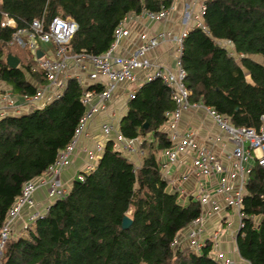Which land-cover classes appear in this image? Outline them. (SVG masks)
I'll return each mask as SVG.
<instances>
[{
  "label": "trees",
  "instance_id": "1",
  "mask_svg": "<svg viewBox=\"0 0 264 264\" xmlns=\"http://www.w3.org/2000/svg\"><path fill=\"white\" fill-rule=\"evenodd\" d=\"M173 0H0V84L19 100L34 97L46 86L34 61H22L8 46L13 30L2 28V15L20 28L33 20L53 17L73 20L77 31L70 54L102 55L126 17L169 9ZM202 26L191 28L180 57L190 102L207 107L234 127L258 129L264 116V0H206ZM230 42L237 63L219 42ZM17 50V49H16ZM18 51V50H17ZM19 60L10 69L5 59ZM247 72L250 83L247 82ZM68 79L61 95L39 108L0 117V228L23 185L44 173L73 141L86 107V90ZM21 102V101H20ZM168 89L159 81L142 85L127 103L119 132L127 140L140 139L144 151L139 168L108 140L97 165L74 180L67 195L49 204L30 223L27 237L5 242L0 264H222L211 258L212 247L198 251L175 246L178 234L201 212L198 202L183 205L169 192L156 159L171 147L164 132L166 113L174 110ZM144 124L147 127H144ZM149 137V138H148ZM244 227L236 238L239 256L248 264H264V172L256 164L242 201ZM262 216L258 225L253 218ZM132 223L122 230V219ZM32 227V229H31Z\"/></svg>",
  "mask_w": 264,
  "mask_h": 264
},
{
  "label": "built area",
  "instance_id": "2",
  "mask_svg": "<svg viewBox=\"0 0 264 264\" xmlns=\"http://www.w3.org/2000/svg\"><path fill=\"white\" fill-rule=\"evenodd\" d=\"M205 1L201 0L200 13L197 16H193V11L189 6L184 10L182 21L186 28L178 35H171L167 32L157 33L126 56L114 54L120 41L128 35L124 21L115 29L114 40L109 50L102 55L91 56L86 54L72 55L69 53V42L77 31V25L71 19L57 15L48 23L43 19H36L27 27L20 28L13 18L8 17L6 14L2 15L1 27L14 31L8 46L29 52L37 63V70L42 73L47 84L42 88H38L34 97H24L22 100L15 97L8 87L5 89L0 87V117L8 114H20L24 105H30L35 102L45 104L59 97L68 79H75L84 89L91 86H100L102 91L98 92L96 89H91L84 92L82 103L86 107V111L79 123L72 143L59 153L56 161L47 169L46 173L23 185L20 196L11 205L0 228V257L5 242L12 236L13 226L25 211L28 212L29 222L32 223L47 210L49 204L63 199L67 195L68 188L61 182L60 174L63 169L70 165L71 153L79 136L83 133L86 123L105 108L119 85L136 83L137 74L140 72L144 74V84L156 80L161 81L168 89L175 106L174 110L165 114V129L162 131L171 145L169 149L165 150L168 162L171 164L177 162L180 155L193 149V163L197 173L205 177L221 176L214 192L223 197L226 207L236 211L238 217L237 231L238 233L240 232L244 227L245 220V215L242 212V201L246 194V186L251 172L249 168H246V162L254 158L256 164L264 172V116L260 118L258 129L234 127L228 119L213 110L190 102L191 92L185 85L186 74L181 67L180 57L184 39L190 30L188 28L190 20L194 22V27L201 28L206 32L201 23V16L205 10ZM169 10L170 8H161L158 13L145 12L143 16L153 21L165 20ZM166 42H171L174 45L175 69L173 70L164 68L147 58L149 52ZM43 45L52 47V56L42 50L41 46ZM38 49L42 52L40 58H37L35 54ZM82 75L91 82L90 86L84 84ZM101 78L104 80H100ZM133 96L134 94L130 95V99ZM193 108L203 109L232 145L231 158L233 159V169L235 171V183L227 180L224 166L211 150L195 148V135L192 131L180 132L179 123L182 114ZM102 133L108 140L113 142L114 147L117 146L120 150L126 152L128 158L130 156L132 158H142L144 156V151L141 149V140L123 138L119 128L115 125L111 123L104 124ZM97 151L101 153L103 147L99 145ZM94 168V166L88 167L87 173L93 171ZM78 180L82 181V176H79ZM41 188H46L49 200V204L42 212L38 210L34 199L36 191ZM196 199L201 205L207 204L209 195L205 193L203 188H199ZM216 210L215 208L214 211ZM204 220V215L200 213L198 218L189 225L187 236L189 248L196 252L204 245L199 240L203 232ZM24 230H28V225L24 227ZM215 260L220 261L222 264H233L230 261H224L222 255H218Z\"/></svg>",
  "mask_w": 264,
  "mask_h": 264
},
{
  "label": "crops",
  "instance_id": "3",
  "mask_svg": "<svg viewBox=\"0 0 264 264\" xmlns=\"http://www.w3.org/2000/svg\"><path fill=\"white\" fill-rule=\"evenodd\" d=\"M201 0H173L168 16L165 20H149L142 15H130L124 20V26L128 31V35L124 37L114 54L117 56L129 55L133 50L143 45L148 39L160 32H167L171 35H178L186 26L183 24L184 10L189 6L193 11V16L199 15V7ZM194 27V22H188V28ZM229 43V44H228ZM220 46L227 49L229 55L238 63L242 55L235 53L230 42L221 41ZM52 47L44 50L52 56ZM147 58L151 62L173 70L175 69V51L174 45L171 42H166L158 45L154 50L148 53ZM250 59L264 66V59L258 56H250ZM247 82L250 83L249 76L244 71ZM83 81L86 86H90L85 76ZM137 81L134 84H121L113 93L111 100L107 103L104 109L100 110L90 121L85 125L83 133L79 136L75 148L70 157V165L62 170L60 180L63 185L69 188L74 180L79 176L87 173L88 167L96 166L101 155L97 151V147L101 145L103 148L108 141L102 133V126L106 123H111L119 128L121 118L126 114L127 103L130 100V95L144 85L142 72L137 74ZM100 80H104L101 78ZM4 86V87H2ZM0 87L5 89V85L0 84ZM44 104L32 103L23 106V112H28L34 108H39ZM165 129V124L160 131ZM179 130L181 133L192 131L195 135V148H207L220 160L226 170V178L229 182L235 183V171L233 169V159L231 158L232 145L226 140L225 136L220 132L212 119L201 108H193L182 114ZM149 138V137H148ZM140 140V139H139ZM114 149L120 151L128 158L126 152L115 146ZM194 151L188 150L175 163H169L164 151H159L156 154V159L160 164V173L167 183L169 192L177 193L183 205H187L189 201L198 202L196 194L199 188H203L205 193L209 195L207 204H200L201 214L204 215L203 232L199 240L203 243H209L212 247L210 253L214 260L218 255H222L224 261H230L233 264H248L238 254L236 248V238L238 236L237 226L238 217L234 209L226 207L224 199L221 195H217L214 191L217 182L221 176L205 177L196 172L194 163ZM128 160L139 168L142 165L143 157H129ZM256 161L254 158L246 162V168L250 171L255 167ZM34 199L37 203V208L40 212L49 204L46 188H41L36 191ZM217 209L214 211V209ZM262 216L253 218L254 225H258ZM26 225H30L29 214L25 211L21 218L18 219L13 226V237H27L28 233L24 230ZM32 229V227H31ZM189 227L182 230L176 238V247H189L187 239ZM217 261V260H216ZM220 262V261H218Z\"/></svg>",
  "mask_w": 264,
  "mask_h": 264
},
{
  "label": "water",
  "instance_id": "4",
  "mask_svg": "<svg viewBox=\"0 0 264 264\" xmlns=\"http://www.w3.org/2000/svg\"><path fill=\"white\" fill-rule=\"evenodd\" d=\"M35 54L37 58H40L42 56V52L40 50H37ZM5 62L10 69H17L19 67V60L12 55H7ZM144 127L146 128L147 125L144 124ZM263 214H264V208H263ZM131 223H132L131 219L125 216L122 219L121 229L122 230L128 229L131 226Z\"/></svg>",
  "mask_w": 264,
  "mask_h": 264
},
{
  "label": "rangeland",
  "instance_id": "5",
  "mask_svg": "<svg viewBox=\"0 0 264 264\" xmlns=\"http://www.w3.org/2000/svg\"><path fill=\"white\" fill-rule=\"evenodd\" d=\"M51 46L50 45H43V46H41V48H42V50H48L49 48H50ZM17 49V48H16ZM16 49H12V52L13 53H15V54H17L18 55V57L22 60V61H24V62H26V63H29L30 62V60H32V61H34L33 60V57H32V55L29 53V52H27V51H20V50H16ZM38 50H40V49H38ZM34 69L35 70H37L38 69V67H37V63L34 61ZM38 71V70H37ZM26 236V235H25ZM25 236H23V238H25ZM19 237V236H18ZM18 237H14V239H16V238H18ZM21 237V236H20Z\"/></svg>",
  "mask_w": 264,
  "mask_h": 264
}]
</instances>
